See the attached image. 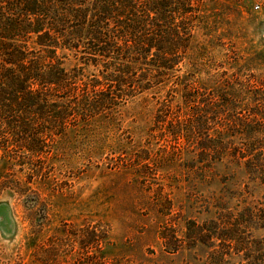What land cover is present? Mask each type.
Segmentation results:
<instances>
[{"label": "trees", "instance_id": "16d2710c", "mask_svg": "<svg viewBox=\"0 0 264 264\" xmlns=\"http://www.w3.org/2000/svg\"><path fill=\"white\" fill-rule=\"evenodd\" d=\"M206 1L0 0V192L20 188L9 177L16 168L38 175L60 142L81 130L74 120L103 119L138 96L156 101L161 132L179 140L195 162L210 167L227 157L264 185V106L244 103L239 109L250 118L237 109L239 93L261 102L264 91H239L235 63L211 61L213 39L206 44L198 32L216 30L218 22L208 19L218 8ZM203 89L213 90L215 101L202 99ZM225 115L231 127L217 120ZM245 209L248 219L224 220L220 232L213 220L186 237L204 241L208 231L234 241L233 249L212 252L216 264L225 255H236L238 264H264V240L248 248L240 236L250 222L264 228V208ZM86 229L80 243L97 252L108 231Z\"/></svg>", "mask_w": 264, "mask_h": 264}, {"label": "rangeland", "instance_id": "374dc122", "mask_svg": "<svg viewBox=\"0 0 264 264\" xmlns=\"http://www.w3.org/2000/svg\"><path fill=\"white\" fill-rule=\"evenodd\" d=\"M215 1L217 17L208 21L218 22L216 30L202 28L199 40L213 39L212 62L235 63L239 91H264V0ZM213 93L200 92L208 102ZM250 95L239 93L237 104L248 118L239 109L244 103L264 106V94L261 102ZM156 109L155 100L138 96L103 119L74 120L81 132L63 139L38 175L13 170L9 177L20 188L0 192V264H216L214 250L233 249L234 241L208 231L204 241L186 236L213 220L220 232L224 220L248 219L245 208H264V185L227 157L210 167L195 162L179 140L161 132ZM231 116L217 120L231 127ZM91 225L108 231L97 252L80 243ZM240 236L249 248L264 240V228L250 222ZM239 262L225 255L221 263Z\"/></svg>", "mask_w": 264, "mask_h": 264}, {"label": "built area", "instance_id": "2783aa9c", "mask_svg": "<svg viewBox=\"0 0 264 264\" xmlns=\"http://www.w3.org/2000/svg\"><path fill=\"white\" fill-rule=\"evenodd\" d=\"M254 7H255V8H258V7H259V3H255V4H254Z\"/></svg>", "mask_w": 264, "mask_h": 264}]
</instances>
